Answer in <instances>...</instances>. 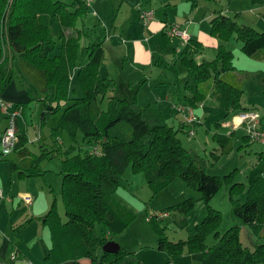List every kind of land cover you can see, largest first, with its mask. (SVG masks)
<instances>
[{
	"label": "trees",
	"instance_id": "1",
	"mask_svg": "<svg viewBox=\"0 0 264 264\" xmlns=\"http://www.w3.org/2000/svg\"><path fill=\"white\" fill-rule=\"evenodd\" d=\"M89 9L90 4L86 0H0V94L14 75L6 48L8 28L21 24L18 40L24 50L18 56L20 68L29 81L45 94L38 99L40 128L50 115L63 106L64 111L53 133L66 129L75 136L81 130L85 137L100 144L96 146L101 150L99 154L92 151L74 153L71 147L63 150L57 142L51 149L42 143L40 152L35 153L28 151L30 138L27 130L19 132V141L12 153L16 152L22 158L11 160L13 170L21 169L19 174L42 175L45 171L41 163L45 159L60 155L62 158L61 194L66 218L63 220L60 216L54 198L50 209L42 217L50 229L52 241L45 259L54 262L71 259V264H81L82 258L89 257L92 264H145L135 252L121 245L116 252L103 249L107 241L113 240L114 234L127 228L135 218V214L114 195L128 166L134 172H144L153 191L181 177L201 192L210 210L209 215L196 224L195 232L178 241L169 239L167 226L161 223L163 217L158 214L149 216V222L158 236L157 248L170 257L182 254L187 247L191 251L207 248L205 232L208 225L220 217V212L210 201L225 183L229 185L234 214L258 237L264 234V176L258 175L246 186L236 180V169L224 175L208 173L182 143L179 137L181 127L168 123L162 111L150 105H140L136 94L132 98L110 95L106 108L101 107L100 97L115 85L113 79L100 74L105 60L102 37L88 42V60L78 68L77 76L83 94L70 97V74L78 66L80 40L88 35L84 20ZM238 15L231 16L221 10L216 12L210 18L211 35L222 41L235 38L241 42L244 53L262 58L264 29L258 31L238 21ZM54 16L58 17L60 24V52L50 56L59 43L49 24ZM163 34L167 37L165 32ZM187 47L198 50L203 45L190 38ZM181 63L186 70L185 103L195 108L208 94H213L227 113L249 110L241 101L244 89L231 49L220 44L211 59L197 61L194 57L182 56ZM252 77L264 81V71L254 73ZM26 103H22L23 106ZM232 137L233 132H215L213 135L222 153L232 150ZM242 138L245 142L252 141L247 134ZM241 194L245 195L244 199ZM195 205L196 199L188 197L163 211L176 210L186 215ZM98 225L104 230L103 235L98 234ZM217 236L219 249L210 264H264V242H257L253 248L244 245L240 238V226H231Z\"/></svg>",
	"mask_w": 264,
	"mask_h": 264
},
{
	"label": "rangeland",
	"instance_id": "2",
	"mask_svg": "<svg viewBox=\"0 0 264 264\" xmlns=\"http://www.w3.org/2000/svg\"><path fill=\"white\" fill-rule=\"evenodd\" d=\"M97 1L100 3L106 0ZM229 1L231 0H197L195 4L199 6L198 13L200 15H214L219 10H224L231 16H235L236 10H242L241 20L246 21L245 23L253 26L258 31L264 29V23L257 22L258 19L262 18L264 5H255L253 0H234V4L229 5ZM94 2L95 0H92L91 5ZM107 3L103 4L107 8L103 9V14H100L104 16L101 17L100 26L95 27L94 19L90 18L88 20L86 30L89 34L93 35V38H98L100 34L104 36V31L107 34L105 24L110 25L112 22L114 15H110L111 7L109 9V4ZM89 17H91V14ZM223 45L225 48L233 51V62L237 71L240 73L239 75L241 76L244 88L241 101L249 110H255L260 114L258 126L264 129V81L252 77V72L264 71V59L259 60L260 58H255L244 53L241 50V42L235 38L225 41ZM85 50V47L82 51L80 50L78 59L80 58L82 60V57L86 53ZM163 53H165L163 55V59L165 60L164 65L169 64V72L167 70L164 71V66H160L161 68L159 67L158 74L163 71V75L168 74L169 76H174L173 79L175 81L171 79L173 85L178 84L177 80L181 83L179 76H182V69H185L181 63V58L179 61H175L171 55L169 57L168 54H171L169 48L164 49ZM216 53L217 50L216 52L215 50H206L205 52L206 57L210 59ZM168 58H170V61H168ZM13 68L14 79L16 83H20V79L22 80L20 63L16 62ZM25 85L28 84L26 83ZM27 89L30 91L31 98H34L29 100V103H26V110L24 112V116L27 118L29 124L28 133L30 141L28 146L32 152H38L40 149L39 145L42 142H46L47 148L49 149L57 142L58 144L60 143L63 150L71 147L74 153L79 152L81 154L92 151L96 146H100L99 142L85 137L81 130H78L75 136L71 135L66 129L61 130L58 134L53 133L54 129L58 127L59 119L64 111L63 106L58 112L50 115L44 123V127L40 128L37 114L40 101L37 100L39 96L36 97V94H40V92L33 83H30ZM135 91L137 92V88ZM112 94H115L114 89L100 97V105L102 108H106L108 96ZM133 94L134 92L132 96ZM140 102L138 101L142 106L150 105L149 103H145L143 98L140 99ZM54 105H56V102ZM174 109L173 111L175 112L176 109ZM197 112H202V114L200 118L196 113L199 122L192 127L195 134H191V126L185 123V127L179 131V137H181L184 146L188 148L197 162L206 168L208 173L224 175L236 169V180L244 182L246 186L258 175L264 176V145L255 140L243 142L241 137L244 131L246 134L243 126L244 130L238 128L235 131L234 137H232V150L229 153H222L219 142L213 138L215 131H227L230 129L225 124L221 125V123L223 122L222 120L224 122L225 120H229L231 113H227L217 102H213L212 98L206 101V107L198 109ZM174 115L177 118H183L179 113ZM0 116L3 120L2 112H0ZM170 118L168 117L169 120ZM201 119L202 123H200ZM217 122L221 125L220 129H218ZM8 156L9 158L12 157L10 154ZM60 156H50L42 162V166L46 169L42 176H34L29 184L24 181L18 184L23 190L29 189L32 195L36 193V195L39 194L42 198H44L43 195L46 190L50 202L55 197L56 209L62 217L66 218L61 194L63 175L61 173L62 159ZM8 163L9 160L0 161V189L4 190V197H8L11 194L13 187H16L17 181L19 180L16 174H13L11 177V170ZM46 173L47 175L44 177ZM114 195L124 207L135 214V218L127 228L114 234L113 240L117 241L126 250L135 252L136 256L146 264H168L170 257L167 252L157 248L158 236L149 222V216L151 214H158L160 217H163L161 223L166 224V234L169 239L178 241L179 239H187L191 232H195L196 224L201 222L210 213L209 208L202 199L201 192L188 185L181 177H176L167 186L158 191H153L147 182L144 172H134L131 166H128L122 174L120 185L114 192ZM4 197L0 198L1 201H6ZM188 197L196 199L195 207L188 214L185 215L176 210L163 211L166 207ZM244 197L245 195L241 194V198L244 199ZM210 204L220 212V217L213 220L205 232L207 248L205 250L191 251L187 247L182 254L175 256L169 264H210L214 261L218 253V233L222 234L234 225L240 226V238L244 245L253 248L257 242H264L263 233L258 237L249 226L244 225L242 220L234 214L230 200L229 185L227 183L222 184L219 191L210 201ZM11 206L12 203H7L4 208V212L10 216L3 217L5 223H11L15 218L16 212L12 213ZM103 231L101 225H98V234L103 235ZM91 262L89 257H86L84 260V264H92Z\"/></svg>",
	"mask_w": 264,
	"mask_h": 264
},
{
	"label": "crops",
	"instance_id": "3",
	"mask_svg": "<svg viewBox=\"0 0 264 264\" xmlns=\"http://www.w3.org/2000/svg\"><path fill=\"white\" fill-rule=\"evenodd\" d=\"M8 1L11 2L12 0ZM65 1L69 2L71 0ZM96 1L97 0H95L92 5L90 3L89 12L85 16L84 20L85 26H87L88 20L90 18L94 19L95 27L100 24L101 17H104L100 14H103V9L107 8V6H103L104 3L108 2L107 4H109V9L111 7L110 15H114L112 17L111 24H105L107 34L105 31L104 36L100 34V37L104 39L105 48V60L100 68L101 76L111 78L115 81V85L112 88L115 92L114 95L132 98L136 94L137 100L139 102L140 99L143 98L145 103H149L153 108L162 111L168 123L176 128L181 127L182 129L185 123L183 122V118H177L174 115L178 113L174 108L176 103L184 102L182 98H184L186 92L184 89L186 70L182 69V76H179L181 78V83L179 80H177V85H173L171 82V79H173L174 76H169L168 74L163 75V71L158 74L160 66H164V71L169 70V64L164 65L165 60L163 59V55L165 53H163V51L164 49L169 48L171 54L169 53L168 55L169 57L171 55L175 61H179L182 56L194 57L197 61H200L203 58H207L205 54L206 50H215L216 52L218 46L220 44H224L225 41L218 39L210 33V18L213 15H200L198 13L199 6L198 4L197 6L195 4L197 0H106L105 2L100 0V3L99 1ZM253 1L255 2V5H264V0ZM233 2L234 0L229 1V5L234 4ZM145 9L154 10V16L147 24H145L140 18L141 11ZM221 11L225 14H228L227 11ZM236 13H239V15L236 17L238 21L246 22L240 18L242 17V10H236L235 14ZM90 14L91 17H89ZM257 22L262 24L264 23L263 14L262 18L258 19ZM173 23H177L181 25L182 28L186 29L190 34V38L200 41L203 45V48L198 50H195L192 47L188 48L187 41H184L179 37H165L163 34L166 32L165 28L168 24ZM49 24L53 36L59 42L56 46V49L50 54V56H53L60 52L59 46L61 38L59 37L60 24L58 17H51ZM78 24L79 27H81V23L79 22ZM20 32L21 24H16L8 28L6 48L8 57L12 60L11 63L13 67L16 62H19L18 56L20 55V52L24 50V46L21 45L18 40ZM86 32L88 35L82 37L80 40L81 45L79 49V55L80 50L82 51L84 47L86 48L88 42L91 39H98L93 38V35L89 34L87 30ZM84 40H86L85 43H83ZM85 52L86 53L84 57H82V60L80 58L78 59V66L70 74V97L72 98L79 97L83 94L77 76V71L79 66L85 64L88 60L87 49ZM169 59L170 58H168V61H170ZM263 59L264 56L259 60ZM259 72H262V70H259L255 73ZM252 74H254V72H252ZM21 76L22 80L20 79V83H16L13 75V79L11 81L12 83L8 84V86H6V88L0 94V98L2 100L11 102L13 104L12 106L8 107L6 111L2 108L0 102V112L3 113V120L0 116V129L5 128L8 124V112L14 110V108L20 107L21 112L17 117L18 131L20 132L25 129L28 133L29 124L27 122V118L24 116L26 104L23 106L22 103L28 102L32 97L30 91L27 89L31 82L25 76L22 69ZM25 78L27 79L26 81ZM26 83L28 85H25ZM36 88L40 92V94H36V97L39 96L37 100L43 98L45 95L44 92L39 87L36 86ZM136 88L137 92L135 91ZM133 92L134 94L132 96ZM209 98H212L213 102H217L219 105V102L215 96H213V94H208V96L203 101L199 102L194 108L195 112L200 116V118L202 112L198 113L197 110L206 107V101ZM173 109L176 113L173 111ZM236 111H229L228 113H231L230 119L227 121L225 120V122L222 120L223 122L221 125L225 124L230 129L227 131L219 130L215 132L224 134H230L233 132L234 137V133L238 128L243 129L241 125L235 126L233 123L234 115H237L242 110ZM168 117H171L170 120ZM200 123H202V119ZM217 124L218 129H220L221 125H219L218 122ZM244 135L245 131L243 132L242 137ZM243 142L245 141L243 140ZM28 151L32 152L29 146ZM39 152L40 149L35 153ZM10 155H12V157L8 158L9 156H7V158L3 160H9L8 164L11 170V177L13 174H16L19 180L17 181L16 187H13V191L10 195H8V197H4V190L0 189V198H6V201H1L0 199V264H71V259H66L60 262L48 261L45 259L46 254L51 248L52 241L50 229L44 224V219L42 217L50 209L53 199L50 202L49 196H47L48 192H46V190L43 195L44 198H42L39 196V194L36 195L35 193L32 195V192L29 189L23 190L20 187L18 184L19 182L24 181L29 184L34 176L19 174L21 169L13 170L11 168V160H19L22 158V156L19 157L16 152ZM41 167L46 170L42 166V163ZM46 175L47 173L44 175V177ZM25 194L31 195V203H28L23 199V195ZM16 198L17 200L15 201ZM7 203H12L11 211L12 213L16 212L15 218L11 223H5L3 220V217H10L4 212V208L6 207ZM62 219L65 220L64 217H62ZM12 255L15 256V259L11 258ZM85 258L86 257L81 259V264H84ZM173 259L174 257H169L168 262L171 263V260Z\"/></svg>",
	"mask_w": 264,
	"mask_h": 264
},
{
	"label": "built area",
	"instance_id": "4",
	"mask_svg": "<svg viewBox=\"0 0 264 264\" xmlns=\"http://www.w3.org/2000/svg\"><path fill=\"white\" fill-rule=\"evenodd\" d=\"M87 3H91L92 0H86ZM154 16V10H142L140 13V18L143 20L145 24L149 22V20ZM165 33L170 38L179 37L184 41H188L190 39V34L188 31L181 27V25L177 23L168 24L165 28ZM0 102L2 108L7 111L8 107L12 106L11 102H6L0 98ZM176 111L183 116V122L190 125L191 134H195V131L192 127L196 123L199 122L198 115L195 112V109L184 102H178L175 104ZM21 112V108L17 107L14 110L8 112V124L5 128L0 129V161H2L5 157L11 154L16 147V144L19 141V131L17 127V117ZM233 123L235 126L241 125L245 128L246 134L250 138V140H255L264 145V129L260 128L259 119L260 114L255 110H243L239 112L237 115L233 117ZM94 153H101V150L95 147L92 149ZM23 199L31 203L32 197L30 194L23 195ZM15 258L14 255L11 257Z\"/></svg>",
	"mask_w": 264,
	"mask_h": 264
},
{
	"label": "water",
	"instance_id": "5",
	"mask_svg": "<svg viewBox=\"0 0 264 264\" xmlns=\"http://www.w3.org/2000/svg\"><path fill=\"white\" fill-rule=\"evenodd\" d=\"M120 244L115 240H109L103 245V249L110 252L118 251Z\"/></svg>",
	"mask_w": 264,
	"mask_h": 264
}]
</instances>
